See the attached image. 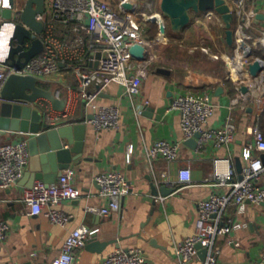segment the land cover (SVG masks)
<instances>
[{"label":"crops","instance_id":"crops-1","mask_svg":"<svg viewBox=\"0 0 264 264\" xmlns=\"http://www.w3.org/2000/svg\"><path fill=\"white\" fill-rule=\"evenodd\" d=\"M109 1L118 5L117 0ZM142 1L143 5L140 3ZM128 2L133 5L132 10L146 15L158 14L162 18L161 22L167 26L166 35L160 36L156 23L160 21L156 19V22L145 24V29L148 28L149 31V25L156 26L157 41L153 47L154 60L148 69L147 78L142 82L141 91L138 95L129 97L122 86L110 84L100 94L99 103L119 107L120 127L118 130L96 132L86 123L91 113L84 101L77 96L78 83L72 71L62 69L52 78L39 80L38 85L48 90L56 100H65L62 110L52 109L49 101L41 100L52 116H61L69 109L67 116L60 120L63 125H86L82 154L69 167L75 172L73 183L82 195L78 200L64 201L58 206L60 211L71 216L64 227L50 223L43 214L29 216L21 201L22 188L27 187L30 182L28 176H25L28 162L22 178L15 185L0 189V221L9 226L5 240L0 242V264H47L60 254L69 233L81 225L97 226L99 232L93 239L94 249L84 246L76 250L73 264H101L107 254L118 248H140L149 264H177L174 245L192 235L197 218V203L212 192L225 190L215 186L210 180L213 159L230 153L238 178L235 160L250 141L248 126L254 115L252 109L248 112L250 107L242 110L233 105V109H229L239 92L234 81L236 76H232V80L227 79L229 69L225 59L232 53L233 44L226 41L223 23L215 19L208 22L204 20V14L193 15L191 24L180 34H176L169 30L168 22L161 14V0ZM248 8L254 14L251 18L252 28L248 32L255 38L264 29V0L250 2ZM154 29L155 27L152 28ZM189 30L195 36V42H205L202 45L207 44L214 49L212 57L207 58V64L197 57L186 55L180 64L172 61L173 37L181 40L182 35L186 37L190 34ZM202 31H205V36H202ZM185 40L188 37L182 39L181 43ZM7 47L5 41L0 52L3 53ZM189 51L187 52L190 53ZM253 58L264 59V50H254ZM163 59L170 63H161ZM160 69L167 73L159 72ZM219 87L222 92L216 93ZM187 93L207 95L215 104V113L207 122V128L222 127L231 113L236 133L229 150L225 147L218 148L212 142L199 150L186 144L187 140L179 126L178 112L171 110L170 104L177 96ZM24 136L29 138L21 133L6 131L0 133V141L13 142ZM158 140L179 143L175 162L167 163L161 157L153 161L147 158L146 150ZM129 146L133 148V153L130 163H126L125 156ZM262 154L256 155L261 157ZM74 155L73 153L72 156ZM185 167L191 171L192 179L188 185L177 182L178 169ZM109 171L120 172L130 184L131 191L121 199L118 212L103 216L98 213V209L106 203L97 196L98 185L94 178ZM163 174L165 178L162 177ZM163 185L171 188L172 192L162 195L160 188ZM261 185L264 186V179ZM159 196L163 198L159 200ZM240 219L248 223L247 228L235 234L220 236L215 241V247L220 250L218 264H250L264 249V205L248 203L246 212ZM236 241L239 246L235 245ZM191 264H203V259L198 255Z\"/></svg>","mask_w":264,"mask_h":264},{"label":"built area","instance_id":"built-area-1","mask_svg":"<svg viewBox=\"0 0 264 264\" xmlns=\"http://www.w3.org/2000/svg\"><path fill=\"white\" fill-rule=\"evenodd\" d=\"M128 1L117 0L118 5L115 6L109 0H46L44 12L36 15V20L43 24L42 32L37 35L41 40L42 50L22 68L7 67V70H0V109L3 103L1 92L10 75L44 80L57 75L62 69H69L77 79V96L84 101L92 116L86 123L96 132L118 130L120 109L115 105L100 104V94L110 84H117L124 88L129 97L138 95L154 60L155 41H149L145 37V24L152 21L145 13L123 8V4ZM257 1L259 0H225L233 15V48L232 53L225 59L229 69L227 79L236 76L234 81L239 92L229 109L232 110L233 105L242 110L250 107L254 115L248 126L250 141L240 152L241 179L236 176L230 153L213 159L210 180L215 186L225 190L212 192L197 203V218L192 235L174 245V259L177 264H191L202 249L206 253L203 264H218L220 250L215 247L216 239L248 227V223L240 219L245 214L248 203L264 204V186L261 185L264 179V162L256 155L264 153V135L258 124L264 111V70L256 76L249 73V65L255 60L260 59L264 63V59L253 58L254 50H264V29L255 38L248 32L252 28L251 18L254 16L248 3ZM203 14L204 20L208 22L215 19L223 23L221 16L214 11ZM156 23L159 28L160 22ZM136 44L147 50L143 61H138L131 55L130 50ZM241 86L247 88L246 93L240 91ZM170 109L178 112L179 126L185 140L198 135L196 150L208 142L229 150V146L234 143L236 126L231 113L222 127H206L216 109L209 96L194 93L179 95L172 100ZM69 111L65 110L61 116H52L47 110L50 124L63 125L60 120ZM179 146L178 142L158 140L146 150V155L150 161L161 157L167 163L175 162ZM132 153L133 148L129 146L125 156L126 163H130ZM29 159L26 138L13 142L0 141V189L11 188L22 178ZM74 175V170L67 168L52 183L35 180L30 187H23L21 201L27 208V214H43L50 223L64 227L71 216L60 211L58 206L64 201L78 200L82 195L73 183ZM162 177L165 178V174ZM94 179L98 185L97 196L106 203L98 209V213L107 216L118 212L121 199L131 191L126 178L118 171H109L95 176ZM191 179L189 168L178 169L179 184L188 185ZM157 198L161 200L163 197ZM157 198L154 199L158 200ZM88 210L95 211L93 208ZM8 229V224L0 221V242L5 240ZM98 232L97 226L86 225L71 231L60 254L47 264H73L75 251L83 248ZM235 245L239 246V243L236 241ZM101 264L149 262L140 248H118L107 254ZM250 264H264V249Z\"/></svg>","mask_w":264,"mask_h":264},{"label":"water","instance_id":"water-1","mask_svg":"<svg viewBox=\"0 0 264 264\" xmlns=\"http://www.w3.org/2000/svg\"><path fill=\"white\" fill-rule=\"evenodd\" d=\"M45 2L46 0H23L22 3L18 0H0V50L2 43L6 41L8 44L7 49L3 53L0 52V70H7V67L22 68L41 52L42 43L37 35L42 32L43 24L36 20V15L44 12ZM123 8L132 10L133 5L126 2ZM160 10L168 22L169 30L176 34H180L191 24L193 15L214 11L221 16L225 25L227 43L232 44L233 15L225 0H161ZM151 21L156 22L152 19ZM159 30L161 34L166 35L167 26L164 22H160ZM130 52L138 61L145 60L147 55L146 48L139 44L134 45ZM262 70L264 63L260 59L249 65L251 76H256ZM158 71L167 73L163 69ZM38 84L39 80L31 76L10 75L1 92L3 103L0 109V133L11 131L29 136L23 137L28 141L30 153L25 174L30 179L27 187L35 180L52 183L63 170L69 168L82 154L86 129L85 123L51 125L48 108L41 100L49 101L51 108L55 110H62L65 100H56L48 90ZM240 91L246 93L247 88L241 86ZM221 92L222 88L219 87L216 93ZM250 111L251 108L248 109V112ZM91 118V115L88 116V119ZM197 138L198 135H195L194 138L188 139L186 144L195 148ZM261 160L264 162V154L261 155ZM235 167L238 179H241L242 163L239 158L235 160ZM160 191L162 195H167L172 189L163 185ZM94 238L85 245L87 249H94ZM205 254L202 249L199 254L201 259L204 260Z\"/></svg>","mask_w":264,"mask_h":264},{"label":"rangeland","instance_id":"rangeland-1","mask_svg":"<svg viewBox=\"0 0 264 264\" xmlns=\"http://www.w3.org/2000/svg\"><path fill=\"white\" fill-rule=\"evenodd\" d=\"M140 3H142V5H143V1ZM142 9H144V8H142ZM146 11L150 12V10H146ZM147 30H148V28H147ZM147 30H145V37L149 41H157L155 39L156 33L153 30H150V31L149 30L147 31ZM191 30L188 31V32H190V34H188L186 37H185V35H182V37H181L182 39H185L188 37V40L183 41V43H181L182 39L179 40L176 37L172 36L174 38V41L172 42V45H171V50L173 51L172 61L176 64H180V63H182L181 60L184 59L183 56L186 55L188 57H197V58L201 59V61H203L204 64L205 63L207 64L208 63L207 58L212 57V53H213L214 49L212 47L207 46V44L202 45L205 42H199V41L195 42V36L193 35V33H191L192 32ZM204 32L202 31V36H205ZM152 35H154V37H152ZM189 49H190V51H189ZM203 49L205 51H203ZM187 51H189L190 53H188ZM172 61H171V63H173ZM161 63L169 64L170 61L163 59L161 61Z\"/></svg>","mask_w":264,"mask_h":264},{"label":"trees","instance_id":"trees-1","mask_svg":"<svg viewBox=\"0 0 264 264\" xmlns=\"http://www.w3.org/2000/svg\"><path fill=\"white\" fill-rule=\"evenodd\" d=\"M151 30L153 27H155V29L153 30L155 33H157V29H156V26L155 25H149ZM152 37H154V35H152ZM258 124H259V127L264 135V111L263 113L260 115V118H259V121H258Z\"/></svg>","mask_w":264,"mask_h":264},{"label":"bare ground","instance_id":"bare-ground-1","mask_svg":"<svg viewBox=\"0 0 264 264\" xmlns=\"http://www.w3.org/2000/svg\"><path fill=\"white\" fill-rule=\"evenodd\" d=\"M146 17L149 18V19H152V20H156L157 19L160 22L162 21V18L158 14H155V15H152V16L146 15ZM160 36H164V35L163 34H160Z\"/></svg>","mask_w":264,"mask_h":264}]
</instances>
